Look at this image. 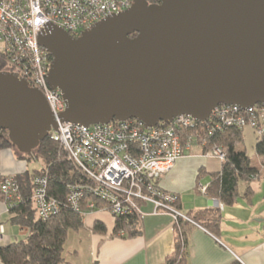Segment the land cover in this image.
I'll return each mask as SVG.
<instances>
[{"label":"water","instance_id":"water-1","mask_svg":"<svg viewBox=\"0 0 264 264\" xmlns=\"http://www.w3.org/2000/svg\"><path fill=\"white\" fill-rule=\"evenodd\" d=\"M61 120L90 125L136 118L147 126L182 114L206 121L220 104H264V0H134L73 37L49 24ZM57 128L43 93L0 71V136L32 154Z\"/></svg>","mask_w":264,"mask_h":264},{"label":"built area","instance_id":"built-area-1","mask_svg":"<svg viewBox=\"0 0 264 264\" xmlns=\"http://www.w3.org/2000/svg\"><path fill=\"white\" fill-rule=\"evenodd\" d=\"M134 0H0V61L4 71L16 73L31 87L39 89L56 118L57 128L50 134L83 176L82 183L71 184L68 204L81 211L109 210L114 216L144 215L143 204L154 206V213L170 214L182 233V222L196 223L177 207L178 195L164 190L159 180L176 162L189 155L204 130L213 134L223 128H250L264 136V104L241 107L216 106L210 118L200 121L182 114L170 122L147 126L131 118L108 123L83 125L61 120L66 101L59 88L49 83L53 56L40 44L39 34L49 24L57 25L78 37L96 22L130 8ZM195 131V132H192ZM203 155L224 161L226 149L213 146ZM33 200L44 219L59 213L61 203L49 196L48 178H34ZM15 174L0 170V196H6L8 209L21 200ZM206 192L207 188H202ZM88 197L91 199L88 200ZM16 198V200L14 199ZM102 205H99L100 203ZM5 225L0 222V241ZM124 234V231H120Z\"/></svg>","mask_w":264,"mask_h":264},{"label":"crops","instance_id":"crops-1","mask_svg":"<svg viewBox=\"0 0 264 264\" xmlns=\"http://www.w3.org/2000/svg\"><path fill=\"white\" fill-rule=\"evenodd\" d=\"M222 162L204 156L203 146L194 145L190 154L180 158L159 180L162 189L178 195L176 205L183 213L220 220L217 233L196 221L182 222L187 239L186 264H233L234 261L264 264V212L256 209L254 188L251 186L254 193L250 198L244 196L245 190L240 191L241 197L233 205H226L202 190L213 181V174L221 171ZM252 164L260 169L254 157ZM26 169H29L26 160L20 159L14 149L2 151L0 170L16 174ZM206 209L213 211L205 216L201 212ZM143 211L142 231L134 237L120 232L113 234L115 216L109 210L89 212L83 226L70 231L61 264H165L176 245L175 221L168 213L155 214L150 203L143 204ZM10 218V210L0 199V222L5 225L0 244L23 239L29 233ZM96 221L104 223L106 233L93 230ZM0 264H4L1 258Z\"/></svg>","mask_w":264,"mask_h":264},{"label":"trees","instance_id":"trees-1","mask_svg":"<svg viewBox=\"0 0 264 264\" xmlns=\"http://www.w3.org/2000/svg\"><path fill=\"white\" fill-rule=\"evenodd\" d=\"M5 65L0 61V71ZM246 128V127H245ZM237 126L217 130L208 134L204 130L200 132L199 141L203 144V150H209L213 146H221L226 149L227 157L222 162L220 172L213 174V181L207 187L208 196L223 202L226 205L237 203L241 197L240 181L250 182L253 178L259 177L260 169L252 164L250 155L244 146V129ZM195 132V131H192ZM255 133V132H254ZM255 152L264 156V136L256 133ZM12 148L20 159L30 160L31 158L41 160L42 168L33 170L26 169L24 172L15 174L20 184L19 194L21 200L11 207V222L29 230L28 235L20 240L7 244H0V258L4 264H61L64 260L65 244L71 230H78L84 223V212L87 211L85 204L81 211H76L68 204V195L71 184L82 183L83 176L68 159L67 153L51 134L47 135L39 145L33 149L32 154L21 153L17 150L9 138L8 130H3L0 136V165L1 153L4 149ZM37 175H45L48 178V194L57 199L62 210L46 219L38 215L33 200L34 178ZM253 188L247 185L244 196L250 198L253 195ZM3 201H9L6 196H0ZM16 200V198H14ZM91 197H88V200ZM102 205L101 202L98 203ZM178 204V202H177ZM211 211L206 209L201 212L205 216ZM189 215L194 221L205 225L213 232H219L220 220L215 217ZM142 217L136 214L115 216L113 234L118 235L124 231L125 236L134 237L141 233ZM182 228V226H181ZM176 229V245L171 254L166 257L165 264H186L187 261V239L186 234ZM95 232L106 233V226L101 221L94 224ZM233 264H241L234 261Z\"/></svg>","mask_w":264,"mask_h":264},{"label":"rangeland","instance_id":"rangeland-1","mask_svg":"<svg viewBox=\"0 0 264 264\" xmlns=\"http://www.w3.org/2000/svg\"><path fill=\"white\" fill-rule=\"evenodd\" d=\"M255 144H256V135L254 131L246 127L244 129V146L246 147L248 153L252 155V158L254 157L256 163H258L260 167V174L259 177L253 178L250 182L240 181L239 186L241 192H244L245 187L248 184H250L254 188V190L257 193L256 196L254 197L256 209L258 210V212L263 213L264 212V157L260 158L262 156L259 157V155L256 154ZM26 166L30 170H33L36 168H42L43 163L41 160L31 158L30 160L26 161ZM259 203L260 205L258 206ZM25 229L29 231L27 228Z\"/></svg>","mask_w":264,"mask_h":264},{"label":"flooded vegetation","instance_id":"flooded-vegetation-1","mask_svg":"<svg viewBox=\"0 0 264 264\" xmlns=\"http://www.w3.org/2000/svg\"><path fill=\"white\" fill-rule=\"evenodd\" d=\"M149 2H150V3H152V2H156V0H149Z\"/></svg>","mask_w":264,"mask_h":264}]
</instances>
